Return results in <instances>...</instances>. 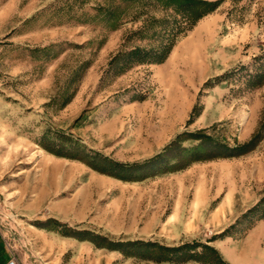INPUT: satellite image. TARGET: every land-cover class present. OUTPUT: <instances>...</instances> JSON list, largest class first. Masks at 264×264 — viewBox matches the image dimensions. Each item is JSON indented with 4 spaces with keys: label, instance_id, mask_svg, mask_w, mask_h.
<instances>
[{
    "label": "rangeland",
    "instance_id": "1",
    "mask_svg": "<svg viewBox=\"0 0 264 264\" xmlns=\"http://www.w3.org/2000/svg\"><path fill=\"white\" fill-rule=\"evenodd\" d=\"M97 2L0 0V219L4 231L20 233V262L176 264L125 256L36 224L55 218L115 239L208 240L232 264H264V218L242 216L264 194V136L246 153L135 181L56 155L38 142L46 128L61 127L89 149L135 160L155 153L186 128L214 124L210 131L229 143L247 140L264 118V84L245 85L264 53V0H223L177 33L163 62L133 64L119 74L108 66L119 49L148 48L160 37L151 36L152 29L141 39L128 36L146 16L166 18L154 27L159 34L182 21L154 5L113 30L78 19L81 8ZM44 46H50L48 56L40 50ZM85 61L72 99L62 107L47 104L57 85ZM195 192L199 201L193 200ZM14 199L19 201L12 208ZM21 204L24 216H13ZM176 206L181 217L195 216V225L191 233L173 238L165 220ZM216 206L221 212L232 206L228 224L197 223Z\"/></svg>",
    "mask_w": 264,
    "mask_h": 264
},
{
    "label": "trees",
    "instance_id": "2",
    "mask_svg": "<svg viewBox=\"0 0 264 264\" xmlns=\"http://www.w3.org/2000/svg\"><path fill=\"white\" fill-rule=\"evenodd\" d=\"M223 0H99L91 8H81L78 19L82 21H98L108 29L113 30L127 20L140 18L147 13L148 6H158L170 9L175 16L181 18L179 25L162 27L164 34L154 29L156 24H163L166 18L146 16L142 25L128 35L138 39L144 38L149 30L152 35L160 37L154 45L144 47L133 45L119 49L108 61L109 70L115 68L119 74L133 64L161 63L169 55L178 37L177 33L185 32L205 15L216 10ZM90 9V10H89ZM90 12V13H89ZM184 23V24H182ZM50 46L41 47L45 56H48ZM56 55L53 54L52 56ZM254 68L247 74L245 85L249 88L260 87L264 84V53L256 58ZM88 62H82L74 67L68 77L57 85L55 95L47 104L65 106L74 96L77 88L78 73L85 68ZM195 106L192 112H195ZM84 112L74 118L80 120ZM210 126L197 129H183L178 131L165 145L155 153L135 160H121L98 150L89 149L79 138L61 127L46 128L41 133L38 142L49 152L56 155L79 159L91 168L122 180L135 181L168 172L182 170L196 161L208 160L217 157L234 156L246 153L253 149L264 136V118L258 122L255 130L247 140L229 143L212 133ZM243 217L264 218V194L257 202L249 206L242 214ZM37 225L59 231L66 236L79 240H88L98 247L118 250L123 255L154 262L183 263L196 261L200 264H232L208 240H185L178 243H166L158 239H115L106 234L89 228H79L67 225L55 218L37 221ZM224 229L221 233H225Z\"/></svg>",
    "mask_w": 264,
    "mask_h": 264
},
{
    "label": "crops",
    "instance_id": "3",
    "mask_svg": "<svg viewBox=\"0 0 264 264\" xmlns=\"http://www.w3.org/2000/svg\"><path fill=\"white\" fill-rule=\"evenodd\" d=\"M181 195V193H180ZM194 201L197 200L199 201V197L196 195L195 192V197L193 199ZM207 200V198H205V201ZM19 201V199H14L12 200L10 206H14L17 202ZM23 207V208H22ZM13 208V207H12ZM219 208V206L215 207V211H212L209 215L204 214V217L202 220H199L197 223H206V224H220L222 227L226 224H228L231 220H226L229 219L233 213H232V206L224 207V210L218 211L217 209ZM21 211L20 212H12L11 214L13 216L16 215H21L24 216V204H21ZM218 211V212H217ZM231 212V213H230ZM198 217V216H197ZM22 218V217H21ZM194 217H192V220H189L188 217H181V209L180 206H176L175 209H173L170 214H169V219L165 220L166 225H170V229H174V236H172L173 238H175L177 236L181 237L183 234H187V233H191L190 231H193L194 228H192L195 225L194 222ZM4 224L2 223L1 219H0V264H5V262L7 261V259L12 255H16L17 259L20 261V252L17 250L16 248V244L19 243V245L22 247V249L24 250V242L23 244L21 243V236L20 233L18 231L17 228H13L12 230H10L9 228L6 227L5 231L3 230ZM220 227V229L222 228ZM23 231H24V226H23ZM12 240V242H11ZM24 241V239H23ZM30 258H32V256H30ZM23 263V262H22ZM24 264V263H23Z\"/></svg>",
    "mask_w": 264,
    "mask_h": 264
},
{
    "label": "built area",
    "instance_id": "4",
    "mask_svg": "<svg viewBox=\"0 0 264 264\" xmlns=\"http://www.w3.org/2000/svg\"><path fill=\"white\" fill-rule=\"evenodd\" d=\"M5 264H23L22 262H20L16 255L12 254L7 261L5 262Z\"/></svg>",
    "mask_w": 264,
    "mask_h": 264
},
{
    "label": "bare ground",
    "instance_id": "5",
    "mask_svg": "<svg viewBox=\"0 0 264 264\" xmlns=\"http://www.w3.org/2000/svg\"><path fill=\"white\" fill-rule=\"evenodd\" d=\"M6 217V216H5ZM22 237H23V235H22ZM26 244V243H25ZM29 244V243H28ZM28 249V248H27ZM31 251V250H30ZM32 252V251H31Z\"/></svg>",
    "mask_w": 264,
    "mask_h": 264
}]
</instances>
